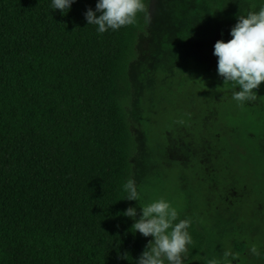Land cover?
Wrapping results in <instances>:
<instances>
[{
	"label": "trees",
	"instance_id": "16d2710c",
	"mask_svg": "<svg viewBox=\"0 0 264 264\" xmlns=\"http://www.w3.org/2000/svg\"><path fill=\"white\" fill-rule=\"evenodd\" d=\"M97 2L0 0V264H137L150 242L123 215L129 68L150 0L137 23L104 33L85 18ZM186 219L196 263L207 236Z\"/></svg>",
	"mask_w": 264,
	"mask_h": 264
},
{
	"label": "rangeland",
	"instance_id": "374dc122",
	"mask_svg": "<svg viewBox=\"0 0 264 264\" xmlns=\"http://www.w3.org/2000/svg\"><path fill=\"white\" fill-rule=\"evenodd\" d=\"M261 6L264 0H150L138 38L129 121L141 200L130 204L136 220L139 204L159 198L177 209V222L192 216L207 242L200 261L187 250L183 264H205L227 249L239 254L232 264H264V83L256 100L241 105L213 55L238 16Z\"/></svg>",
	"mask_w": 264,
	"mask_h": 264
},
{
	"label": "clouds",
	"instance_id": "9594fccd",
	"mask_svg": "<svg viewBox=\"0 0 264 264\" xmlns=\"http://www.w3.org/2000/svg\"><path fill=\"white\" fill-rule=\"evenodd\" d=\"M76 0H52L53 7L61 12L70 9ZM146 10L144 0H98L96 11L89 8L85 18L89 24L98 26V32L109 29L118 30L121 27L137 23V16ZM99 13V15H97ZM238 22L230 31L231 39L227 42L218 40L214 45L213 55L217 57V72L223 78L224 84L238 86L233 92V99L241 105L246 101H254L257 94L254 90L264 83V6L258 11H249L247 15H239ZM129 201H140L134 180L129 179L124 184ZM142 215L135 219L136 209L129 207L123 215L133 218L131 230L139 232L144 237H153L137 264H183L182 255L187 252V246L192 243V237L187 229L191 221H178V211L164 198L156 199L141 205ZM250 252L258 256L256 244L250 246ZM231 257V259H229ZM239 254H233L231 249L224 250L219 258L205 260V264H232L239 259Z\"/></svg>",
	"mask_w": 264,
	"mask_h": 264
}]
</instances>
